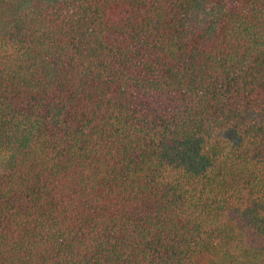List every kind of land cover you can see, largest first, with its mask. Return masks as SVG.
Listing matches in <instances>:
<instances>
[{
    "label": "trees",
    "instance_id": "16d2710c",
    "mask_svg": "<svg viewBox=\"0 0 264 264\" xmlns=\"http://www.w3.org/2000/svg\"><path fill=\"white\" fill-rule=\"evenodd\" d=\"M0 264H264V0H0Z\"/></svg>",
    "mask_w": 264,
    "mask_h": 264
}]
</instances>
